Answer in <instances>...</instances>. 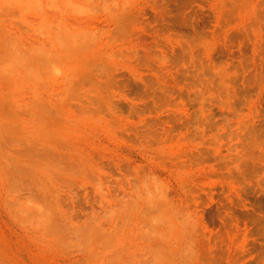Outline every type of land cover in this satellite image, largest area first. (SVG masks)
I'll return each mask as SVG.
<instances>
[{
	"label": "rangeland",
	"instance_id": "obj_1",
	"mask_svg": "<svg viewBox=\"0 0 264 264\" xmlns=\"http://www.w3.org/2000/svg\"><path fill=\"white\" fill-rule=\"evenodd\" d=\"M0 264H264V0H0Z\"/></svg>",
	"mask_w": 264,
	"mask_h": 264
},
{
	"label": "bare ground",
	"instance_id": "obj_2",
	"mask_svg": "<svg viewBox=\"0 0 264 264\" xmlns=\"http://www.w3.org/2000/svg\"><path fill=\"white\" fill-rule=\"evenodd\" d=\"M82 22H83L84 24H86V21H82ZM86 30L90 31V30H92V29L89 28V29H86Z\"/></svg>",
	"mask_w": 264,
	"mask_h": 264
}]
</instances>
